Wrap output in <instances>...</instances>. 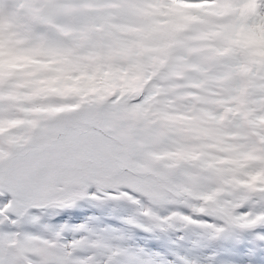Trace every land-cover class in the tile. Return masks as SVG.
Here are the masks:
<instances>
[{
    "label": "snow or ice",
    "instance_id": "obj_1",
    "mask_svg": "<svg viewBox=\"0 0 264 264\" xmlns=\"http://www.w3.org/2000/svg\"><path fill=\"white\" fill-rule=\"evenodd\" d=\"M0 264H264V0H3Z\"/></svg>",
    "mask_w": 264,
    "mask_h": 264
},
{
    "label": "rangeland",
    "instance_id": "obj_2",
    "mask_svg": "<svg viewBox=\"0 0 264 264\" xmlns=\"http://www.w3.org/2000/svg\"><path fill=\"white\" fill-rule=\"evenodd\" d=\"M5 12V6L4 4L0 7V14L4 13Z\"/></svg>",
    "mask_w": 264,
    "mask_h": 264
}]
</instances>
